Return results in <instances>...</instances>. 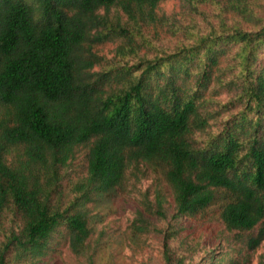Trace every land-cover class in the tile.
<instances>
[{"label": "trees", "instance_id": "trees-1", "mask_svg": "<svg viewBox=\"0 0 264 264\" xmlns=\"http://www.w3.org/2000/svg\"><path fill=\"white\" fill-rule=\"evenodd\" d=\"M162 1L0 0V264H40L59 238L102 260L94 206L140 165L171 189L174 218L214 211L250 250L264 240V0H185L219 22L148 46ZM81 148L85 176L67 191ZM176 234L166 264H186Z\"/></svg>", "mask_w": 264, "mask_h": 264}, {"label": "rangeland", "instance_id": "rangeland-1", "mask_svg": "<svg viewBox=\"0 0 264 264\" xmlns=\"http://www.w3.org/2000/svg\"><path fill=\"white\" fill-rule=\"evenodd\" d=\"M199 9L200 12L195 13L185 0H163L157 10L159 19L148 27V46L173 47L183 41L185 34L193 30L207 32L211 25L219 22L218 10L213 6H200ZM117 43L99 45L97 50L107 61L112 60ZM262 58L264 51L260 54V60ZM228 97L229 94L221 92L219 99L226 103ZM85 154L86 149L81 148L67 171L63 182L67 191H70V181L85 176ZM120 193L110 203L94 206L93 215L98 216L92 224L90 247L102 257L94 264H166L164 252L168 232L177 233L170 240L171 253L177 259H184L186 264H214L215 259L264 264V240L250 250L245 241L247 234L228 231L214 211L202 217L174 218L176 211L171 189L158 172L147 166L130 168ZM137 219L145 226L143 230H137ZM90 257L91 252L76 256L59 238L55 251L40 264H90Z\"/></svg>", "mask_w": 264, "mask_h": 264}]
</instances>
